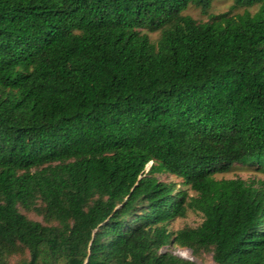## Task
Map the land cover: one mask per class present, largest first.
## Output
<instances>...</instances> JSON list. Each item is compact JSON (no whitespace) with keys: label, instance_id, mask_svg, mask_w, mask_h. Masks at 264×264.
I'll return each mask as SVG.
<instances>
[{"label":"trees","instance_id":"16d2710c","mask_svg":"<svg viewBox=\"0 0 264 264\" xmlns=\"http://www.w3.org/2000/svg\"><path fill=\"white\" fill-rule=\"evenodd\" d=\"M233 1L0 0V264H264V182L214 178L264 173V0Z\"/></svg>","mask_w":264,"mask_h":264},{"label":"rangeland","instance_id":"374dc122","mask_svg":"<svg viewBox=\"0 0 264 264\" xmlns=\"http://www.w3.org/2000/svg\"><path fill=\"white\" fill-rule=\"evenodd\" d=\"M259 5H255L252 8H235L233 0H212L209 9L206 12H202L201 9L196 8L194 6H189L182 15L190 16L195 21L199 23H208L214 18L215 16L229 13L230 15L242 14L244 11H248L251 15L255 14L258 11ZM142 34H146L151 43L156 44V42L160 38V32H147V31H140ZM154 176L162 182H172L176 184V189L181 191H188V188L182 184L181 180L170 175L165 171H159L154 173ZM216 180H228V179H236L240 178L246 182H254L256 186H258V182H264V173L262 172L261 168L257 164L253 165H233L232 168L228 173L225 174H217L214 176ZM189 195H193L192 192ZM20 213L25 215L28 219L40 222L43 225H48L43 221V217L34 212V211H27L21 207H18ZM202 222L201 214L196 212H188L186 217L183 219H176L172 221L168 229L171 232H175L185 226L196 228ZM162 251H167L174 254L177 257H180L185 260L193 261L196 264H215L212 259V252L210 251H201L198 255H194L190 250L183 249L179 247L168 246L162 249ZM182 254V255H181ZM27 259V255L25 252H20L15 254L9 258L7 261L11 264H16L20 261H24Z\"/></svg>","mask_w":264,"mask_h":264},{"label":"bare ground","instance_id":"6f19581e","mask_svg":"<svg viewBox=\"0 0 264 264\" xmlns=\"http://www.w3.org/2000/svg\"><path fill=\"white\" fill-rule=\"evenodd\" d=\"M182 255V254H181Z\"/></svg>","mask_w":264,"mask_h":264}]
</instances>
